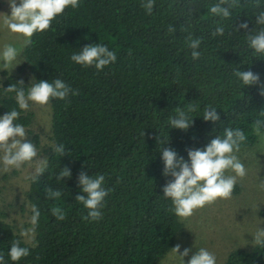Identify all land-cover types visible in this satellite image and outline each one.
<instances>
[{"label":"trees","instance_id":"1","mask_svg":"<svg viewBox=\"0 0 264 264\" xmlns=\"http://www.w3.org/2000/svg\"><path fill=\"white\" fill-rule=\"evenodd\" d=\"M22 57L54 145L26 192L34 242L0 220V264H158L177 189L221 184L208 157L264 133V0H40ZM3 76L0 119L28 127L29 86ZM224 264H264V239Z\"/></svg>","mask_w":264,"mask_h":264},{"label":"rangeland","instance_id":"2","mask_svg":"<svg viewBox=\"0 0 264 264\" xmlns=\"http://www.w3.org/2000/svg\"><path fill=\"white\" fill-rule=\"evenodd\" d=\"M39 3L0 0V84L4 72L27 84L29 94L18 100L23 112L32 114L30 125L21 129L0 119V220L27 245L35 232L26 192L54 145L46 93L33 86L28 70L17 69ZM203 168L219 171L224 180L208 184L200 177L189 181L187 190L177 189L182 232L158 264H224L232 250L250 251L264 239V133H257L250 148L209 156Z\"/></svg>","mask_w":264,"mask_h":264}]
</instances>
